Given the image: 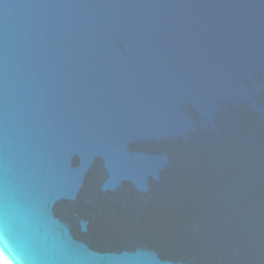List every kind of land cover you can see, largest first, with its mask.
I'll use <instances>...</instances> for the list:
<instances>
[{
	"label": "water",
	"instance_id": "1",
	"mask_svg": "<svg viewBox=\"0 0 264 264\" xmlns=\"http://www.w3.org/2000/svg\"><path fill=\"white\" fill-rule=\"evenodd\" d=\"M8 264H264V0H0Z\"/></svg>",
	"mask_w": 264,
	"mask_h": 264
},
{
	"label": "bare ground",
	"instance_id": "2",
	"mask_svg": "<svg viewBox=\"0 0 264 264\" xmlns=\"http://www.w3.org/2000/svg\"><path fill=\"white\" fill-rule=\"evenodd\" d=\"M0 264H8L3 257L0 255Z\"/></svg>",
	"mask_w": 264,
	"mask_h": 264
}]
</instances>
